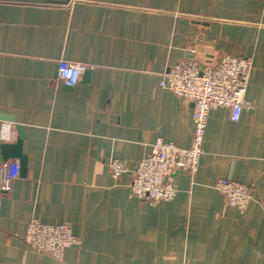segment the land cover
Here are the masks:
<instances>
[{"label":"crops","instance_id":"obj_1","mask_svg":"<svg viewBox=\"0 0 264 264\" xmlns=\"http://www.w3.org/2000/svg\"><path fill=\"white\" fill-rule=\"evenodd\" d=\"M224 55L252 59L248 106L236 122L212 110L198 171L173 175V200L141 201L129 184L152 145L193 139V104L159 86L163 73ZM61 60L87 66L74 88ZM4 124L0 144L21 127L28 162L0 194V264H264V0H0ZM111 160L129 171L114 178ZM222 179L250 188L244 214ZM33 219L70 225L80 244L62 260L34 252Z\"/></svg>","mask_w":264,"mask_h":264},{"label":"built area","instance_id":"obj_2","mask_svg":"<svg viewBox=\"0 0 264 264\" xmlns=\"http://www.w3.org/2000/svg\"><path fill=\"white\" fill-rule=\"evenodd\" d=\"M202 33L194 35L200 42ZM192 54L195 53L191 49ZM87 66L61 60L58 64V77L68 87L74 88L80 81ZM253 71V62L248 57L224 55L212 61H200L189 57L169 67L159 83L162 89L193 104V139L189 148H180L172 142L158 139L146 157L132 170L129 187L136 197L150 205L171 201L177 195L173 175L179 171L195 174L203 156V143L212 110L226 108L231 112L232 121H238L248 103L244 100ZM13 129L10 124L1 128L2 140H10ZM111 174L118 179L129 168L118 160L108 163ZM20 177V164L17 160L0 166V191L7 194L13 182ZM217 188L228 207L244 214L252 201L249 187L227 179L218 182ZM25 244L38 254H47L62 260L67 248L80 244L68 224H46L33 219L27 227Z\"/></svg>","mask_w":264,"mask_h":264},{"label":"water","instance_id":"obj_3","mask_svg":"<svg viewBox=\"0 0 264 264\" xmlns=\"http://www.w3.org/2000/svg\"><path fill=\"white\" fill-rule=\"evenodd\" d=\"M19 131L20 137L17 139L16 143H1L0 149L3 152V160L8 162L9 160H18L20 164V174L24 175L27 171V162L28 158L22 151L23 139L25 135L21 127L17 128ZM0 194L1 191H0Z\"/></svg>","mask_w":264,"mask_h":264},{"label":"rangeland","instance_id":"obj_4","mask_svg":"<svg viewBox=\"0 0 264 264\" xmlns=\"http://www.w3.org/2000/svg\"><path fill=\"white\" fill-rule=\"evenodd\" d=\"M201 42V41H200ZM194 49V48H193Z\"/></svg>","mask_w":264,"mask_h":264}]
</instances>
